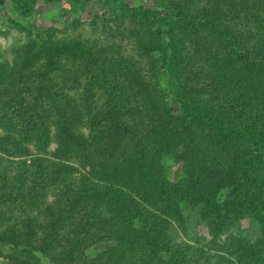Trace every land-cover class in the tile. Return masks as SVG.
I'll use <instances>...</instances> for the list:
<instances>
[{"label": "trees", "instance_id": "1", "mask_svg": "<svg viewBox=\"0 0 264 264\" xmlns=\"http://www.w3.org/2000/svg\"><path fill=\"white\" fill-rule=\"evenodd\" d=\"M10 1L26 20L37 2ZM100 2L93 36L7 15L25 33L0 59L8 264H264V0ZM183 204L205 242L175 240ZM246 216L256 237L230 231Z\"/></svg>", "mask_w": 264, "mask_h": 264}, {"label": "rangeland", "instance_id": "2", "mask_svg": "<svg viewBox=\"0 0 264 264\" xmlns=\"http://www.w3.org/2000/svg\"><path fill=\"white\" fill-rule=\"evenodd\" d=\"M140 1L134 0L137 3ZM95 14L98 16L103 15L100 0H90L85 10H80L79 8L74 9L69 3L53 5L43 0H37L31 15L26 20L14 14L10 0H4L0 2V59L11 57L16 47L25 40L23 30L13 25L8 20L7 15L12 16L19 22L29 24L34 32L53 25L59 29V34H78V32H81L82 34L93 36L98 34V26L100 25L98 23L97 29H93L92 19ZM74 17L81 20L77 26L70 22ZM165 163L169 177H175L179 174L178 163L172 158L166 157ZM183 212L185 216L184 223L182 225L177 223L173 224L172 234L175 240L181 243L187 242L195 245L205 242L210 233L207 222L199 218L198 207L183 204ZM230 231L256 237L259 233V227L255 220L246 216L230 228ZM98 247L99 245L90 247V253H93ZM10 251L11 249L8 246H0V264H8L10 262L12 259Z\"/></svg>", "mask_w": 264, "mask_h": 264}]
</instances>
